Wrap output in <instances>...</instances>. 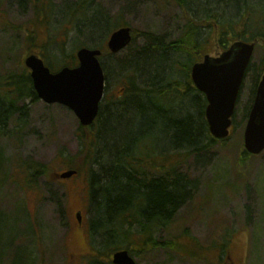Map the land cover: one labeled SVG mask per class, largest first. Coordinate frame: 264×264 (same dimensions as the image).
Returning a JSON list of instances; mask_svg holds the SVG:
<instances>
[{"label": "trees", "instance_id": "trees-1", "mask_svg": "<svg viewBox=\"0 0 264 264\" xmlns=\"http://www.w3.org/2000/svg\"><path fill=\"white\" fill-rule=\"evenodd\" d=\"M173 1L179 5L186 19L179 37L166 40L163 35L132 29V40L121 51L123 57L102 62L107 75L105 91L107 80L113 75L119 76L120 91L115 95H104L94 123L86 127L78 125L75 152L67 155L61 152L60 158L66 168L76 171L75 176L84 178L90 214L87 223L94 239L99 234L100 244L109 253L121 248L131 254L146 253L157 247L155 237L162 232V245L171 251L191 256L201 254L205 262L210 259L209 255H213L216 262L212 261L216 264H228L231 257L228 256L230 241L225 239L227 237L217 244L203 246V255L198 251L197 242L193 241L198 246L191 249L179 242L181 234L174 236L173 223L179 216L178 211L194 195L196 180L186 172L177 171L175 164L164 166L151 158L161 144L165 154L177 155V163H182L191 155L199 157L218 141L208 130L204 114L205 97L192 86L190 78L191 65L201 60L204 54L214 51L215 47L217 53L237 39L255 42L254 54L258 52L259 61L253 64L251 60L245 73V76L251 75L249 103L252 101L264 71V0ZM32 2L34 25H39L36 23L39 19L48 20L45 25L47 36L40 39L43 43L40 48L44 50L51 41L58 42L55 57L59 61L53 62L48 55L36 53L43 57L51 70L75 65L73 51L69 55L65 53L68 30L61 26V31H54L55 26L50 23V19L58 16L53 9L55 4L50 0ZM64 5L67 7L66 22L72 24L79 20L75 25L77 34H83L84 23L89 20L93 21V28L100 31L98 36H106L126 25L119 22L118 15L111 19L100 12L95 0H77ZM202 23L210 24L205 34ZM212 26L214 32L211 31ZM94 32L93 29L88 42L96 38L93 37ZM54 33L63 39L57 41ZM26 35L33 44L37 33ZM138 38L141 42L134 44ZM77 43L75 40L74 48L76 45H89L87 42ZM95 47L102 50V57L113 56L104 45ZM60 54L64 57L61 58ZM37 99L25 68L0 74V137L20 139L27 123L28 104ZM248 110L249 106L242 115L244 118ZM12 166L13 162L4 158L0 148V183L14 180L13 173L10 174ZM21 167L24 179L34 187L41 176L44 181L52 179L49 164L27 159L20 162ZM0 201L5 200L0 198ZM14 207L16 209L11 216L0 214V264L6 259H9V264H43L35 213L31 215L27 201ZM61 207L59 200L58 210ZM6 249L11 250V257L1 259ZM205 250H209V255ZM97 251L100 252L99 249Z\"/></svg>", "mask_w": 264, "mask_h": 264}, {"label": "rangeland", "instance_id": "rangeland-1", "mask_svg": "<svg viewBox=\"0 0 264 264\" xmlns=\"http://www.w3.org/2000/svg\"><path fill=\"white\" fill-rule=\"evenodd\" d=\"M1 1L0 74L25 68L23 59L29 52L46 54L51 61L58 62L59 59L55 57L58 42L51 41L44 50L40 48L43 44L40 39H46L47 36L45 25L48 20L39 19L36 21L39 25H34L32 0ZM50 1L55 4L53 9L55 14H58L50 19L51 25L55 26L54 31L58 32L63 25L62 29L69 32L64 45L66 54L69 55L77 48L74 49L75 40L78 43L87 42L93 47L101 44L106 47L109 33L106 36H98L100 31L93 28L92 20L84 23L83 34H77L75 30L79 20H74L72 24L66 22L64 16H67V7L64 4L75 3L77 0ZM95 3L97 9L109 18L114 19L118 15L119 22L133 30L163 35L166 40L179 37L186 25L181 8L173 0H95ZM197 10L200 14L201 10ZM46 12L48 13V8ZM203 25L202 32L206 33L210 24ZM28 26L31 28L27 29ZM213 27L211 31L214 32ZM93 29V37L96 38L88 42ZM33 32H36L37 36L31 44L26 34ZM57 34L53 35L60 42L63 38ZM140 42L141 39L138 38L134 44L138 45ZM216 49L215 47L210 53L214 54ZM258 55V52L254 54L253 64L258 63ZM60 57L63 58L64 55L60 54ZM106 57L105 60L108 61L118 60L123 57V53ZM120 86L119 76H110L105 96L117 94ZM251 88V75L248 74L239 94L233 128H230L232 130L226 139L218 140L199 157L191 155L182 163H177V155L165 154L166 150L161 148V144L151 158L156 164H175L177 171L186 172L196 180L194 195L178 211L179 216L173 223L174 236L181 234L179 242L189 248H195L198 244V251L201 253L203 246L217 244L223 237H227L225 239L230 241L228 256L231 257L228 264H264V150L256 155L243 154L242 142L246 122L242 115L250 105ZM26 103L28 104V100ZM28 105L27 123L20 139L0 137L4 158L14 165L10 173H13L14 180L0 183V198L5 200L0 201L1 216H11L12 212H15V204H24L27 201L30 213H35L34 220L38 224L43 264H112L111 253L100 244L101 236L96 234L94 239L87 223L90 214L87 210V185L84 178L75 176L61 180L57 176V173L67 169L60 153L72 154L77 149L78 119L71 110L61 104H47L37 99ZM27 159L49 164L52 179L44 181L41 176L37 179L39 182L36 187L29 185L31 183L24 179L23 167L19 168L20 162ZM59 200L62 202L64 213L61 208L58 210ZM78 212L82 217L81 224L77 221ZM1 227L0 225V230ZM155 240L156 248L143 254L133 252L136 264H216L213 255H209V250H205L210 258L205 262L201 254L183 255L171 251L167 246L164 247L162 232L156 234ZM214 253L216 255V252ZM10 257L11 250L2 252L1 259ZM2 264H9V259Z\"/></svg>", "mask_w": 264, "mask_h": 264}, {"label": "water", "instance_id": "water-1", "mask_svg": "<svg viewBox=\"0 0 264 264\" xmlns=\"http://www.w3.org/2000/svg\"><path fill=\"white\" fill-rule=\"evenodd\" d=\"M131 40V29L122 26L114 30L107 40V47L117 53ZM254 43L234 41L217 56L206 54L203 60L191 68V78L196 88L206 98L205 118L210 134L224 139L229 134L232 115L246 68L251 60ZM101 51L87 46L76 50L78 64L64 66L51 72L36 54H29L24 65L29 69L32 86L39 99L47 104L59 103L69 108L81 125H90L95 120L104 90V72L99 61ZM243 147L250 154L264 150V73L258 82L253 104L243 130ZM76 173L66 170L58 175L67 179ZM81 221L80 212L77 213ZM113 264H135L126 249L112 254Z\"/></svg>", "mask_w": 264, "mask_h": 264}]
</instances>
